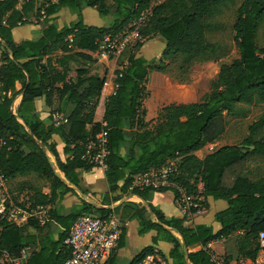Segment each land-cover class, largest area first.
<instances>
[{
	"label": "trees",
	"instance_id": "obj_1",
	"mask_svg": "<svg viewBox=\"0 0 264 264\" xmlns=\"http://www.w3.org/2000/svg\"><path fill=\"white\" fill-rule=\"evenodd\" d=\"M235 1L113 0L108 4L107 0H43L38 6L37 0H0V168L8 179L36 173L50 183L49 193L31 186L28 197H14L15 203L32 210L54 205L74 191L71 185L85 192L80 186L79 169L98 167L84 158L86 144L107 131L105 176L109 191L104 204H111L110 195L121 191L140 196L148 205L126 201L112 209L84 201L80 209L66 215L50 209L51 220L43 226L34 218L24 225L0 219V254L6 251L20 256L29 243L38 242L36 232L56 220L63 227L58 238L40 240V249L33 250L24 264H62L70 256L64 242L77 217L110 212L123 223L136 219L141 235L158 232L154 244L139 252L131 264L154 252L160 240L174 244L173 264H187L185 256L193 264H213L204 246L223 238L228 260L256 254L258 236L264 232V176L251 179L244 172L250 156L264 157V135L256 138L264 127V114L250 126L244 146L224 145L203 158L196 152L221 138L227 117H246L250 106L264 103V46L257 43L258 29L264 21V0H242L233 24L239 57L221 64L210 91L200 101L169 103L150 120L145 105L152 71L170 74L185 83L189 77L183 74H189L194 64L219 57L220 44L207 38V31L214 27L210 19L220 6ZM84 7H96L100 15L112 14L114 20L109 26L87 24ZM63 8L76 13L77 19L59 27L55 15ZM42 11L53 22L38 37L16 42L12 29L28 24L32 15L41 17ZM147 11L138 46L161 36L165 48L160 57L151 59L131 53L127 63L115 72L119 84L116 93L108 95L103 92L106 75L91 73L95 58L90 52L100 50L107 38L124 32ZM17 82L21 88H17ZM19 95L22 102L14 113L12 106ZM41 96L46 97L48 105L55 97L65 102V109L71 104L66 124L55 126L41 119L35 107V99ZM126 123L131 130L128 140ZM54 135L64 142L63 152L70 154L66 160L58 151ZM48 152L55 157L65 180L57 175ZM170 162L175 163L168 174L170 181L183 186L187 194H196L202 183L206 207L210 197L227 202V207L215 215L221 225L218 231L206 224L186 226V218L166 217L150 202L149 193L172 189L133 185L135 176L162 169ZM170 229L179 233L181 240ZM125 232L124 226L119 246L124 243ZM197 245L196 251L188 250ZM114 259L115 255L107 264H114Z\"/></svg>",
	"mask_w": 264,
	"mask_h": 264
},
{
	"label": "built area",
	"instance_id": "obj_2",
	"mask_svg": "<svg viewBox=\"0 0 264 264\" xmlns=\"http://www.w3.org/2000/svg\"><path fill=\"white\" fill-rule=\"evenodd\" d=\"M21 3L24 1L20 0ZM148 11L141 14L124 32L119 33L115 38H107L101 48L121 54L124 48L133 40H140V27L148 16ZM45 16L44 11H42ZM100 48V49H101ZM117 75H114V79ZM109 82L106 81L103 91L107 90ZM110 94H115L119 84L114 80L111 84ZM68 122L66 114L53 112L51 123L55 126L64 125ZM108 132L102 131L95 138H91L86 144L84 158L87 162L105 168L106 157L109 154ZM174 162H170L162 169L151 170L144 174L135 176L134 186L140 188L151 187L153 189H172L177 191L175 201L180 208L184 218H190L198 212L203 211L206 201L204 186L201 183L196 194H187L185 188L170 181L168 174L173 170ZM8 178L0 168V219H6L18 225H24L29 218H34L43 226L50 220L47 212L48 206H37L35 209H27L19 206L6 193V182ZM123 223L120 217L110 212L106 215L84 213L74 221L64 244L70 251L69 258L62 264H107L119 248L123 235ZM225 241V239H220ZM216 240L210 241L204 246L210 255L213 264H264V232L258 236V250L254 256H241L237 259L228 260L225 253H222L214 246ZM29 248H24L18 257L4 251L0 254V264H24L29 259ZM134 264H170L169 260L163 257L159 251L148 252Z\"/></svg>",
	"mask_w": 264,
	"mask_h": 264
},
{
	"label": "crops",
	"instance_id": "obj_3",
	"mask_svg": "<svg viewBox=\"0 0 264 264\" xmlns=\"http://www.w3.org/2000/svg\"><path fill=\"white\" fill-rule=\"evenodd\" d=\"M93 8H96V7H93ZM89 9L91 8L84 7L82 11L85 23H87L86 12L89 11ZM66 10L70 11L68 8H63L59 11V13L55 15V23L59 27L65 26L63 25V23L60 24L59 21H60V16L62 12ZM31 19H34V23L20 25L12 29L13 39L16 42H20L22 40H27V39L28 40L34 39L38 37L41 31L47 28L49 24L53 22L52 20H48L46 16H43V15L41 17H36L35 15H32L30 17V20ZM72 21H75V20H72ZM72 21H70V23ZM100 50L96 52H90L92 56L95 58V62L91 64V73L98 74L100 76L106 75L109 85L107 87V90L103 92L109 95L111 88H112L111 84L115 80L114 79L115 72L118 68L122 66H117V62L114 59H110V57L106 53H103L102 56H100ZM0 57H1V52H0ZM1 64L2 62L0 60V66ZM99 64L107 65L108 67H110L109 71H105L104 68H97ZM158 75L160 76L161 73L158 72ZM148 82H149V79H148ZM149 85L150 83L149 84L147 83V87ZM21 87H22V84L20 82H17V88H21ZM22 98L23 96L19 95L15 99L13 106H12V110L14 113H17L18 107L22 102ZM35 107L37 110V114L41 117V119L46 124H51V114L53 112H61L63 114H66L72 108L71 104H67L66 109H65L64 108L65 102L60 101L57 97L54 98V103L52 105H48L46 102L45 96H41L35 99ZM59 108H62L63 111H59ZM124 134L127 140L131 138V130L129 128L128 123H126L124 127ZM54 140L58 144L57 148H58V151L62 159L66 160L70 156V154H65L63 152V148L65 145L64 142L58 135H54ZM48 154L50 156L51 161L55 164V157L49 152ZM196 154H198V151L196 152ZM57 170L59 171V169ZM79 172H80V179H81L80 186L85 190V192H83L80 188H79L80 189L79 191L74 187V185H71L74 191L67 193L63 199L58 200L54 205L48 206L50 209H55L60 214L66 215V214H70L76 211L77 209H80L84 201L92 203L98 207H108L110 205H115V204L119 205L120 203L126 202V201H133L140 205H144L148 207L147 202L144 201L140 196L130 194V193L123 194L121 191H117L110 195L112 199L111 204H108V205L104 204L106 195L109 191L106 176H105V168L94 167L90 171L79 169ZM61 174L63 175V173ZM34 176L40 177L36 173H30L28 175H23V176L19 175L14 179H8V184H9L10 189H13L12 188L13 185H16V188L14 190H10L11 192L13 191L12 192L13 196H11L10 193L8 192L9 196H11L13 200H14V197H18L20 199L27 198L29 195V188L31 186L36 187L33 184H31V182H29L30 178ZM63 177L65 178L64 175ZM37 188H40V187H37ZM42 189L45 190L46 193H49L50 183L48 182V186L43 187ZM116 197L120 199L115 201ZM149 197H150V202L153 203L155 206L159 207L164 212L166 217L184 218L180 208L178 207L175 201V191L174 190L154 191V192L149 193ZM211 200H212L211 197L208 198V207H206L203 211L196 213L190 218H186L185 225L189 227H195L196 225H199V224H206V225H211L215 232L218 231L221 225L219 222L216 221L215 215L218 211L225 209L227 207L225 206V204L227 203L222 201V199L214 200L215 205L212 207ZM214 207H216L217 209H215ZM52 225L56 226L59 229V232H58V236H59V234L63 231V227L56 220H52L50 221V225L47 226L46 228L48 229ZM125 227H126V232L124 234V243L122 246H119L118 250L115 252L114 264H119L121 262L120 260L122 256L126 258L124 264H131L133 262V259L139 252H141L145 247L154 244L153 238L158 234L156 230H151L150 232L141 235L139 233V222L136 219L128 221ZM46 228L44 229L45 231L43 230L42 232L36 234L37 236L36 239L38 241L42 239L45 240V238L47 237H52L55 239L58 238V236L54 237L53 234H51L50 230L49 229L46 230ZM170 230L177 238L181 240V236L179 233H177L176 231L172 229ZM218 243L221 244L220 252L225 253L227 245L224 244L223 240L218 239L215 241L214 246ZM173 247H174L173 243L160 240L156 244L155 250L159 251L163 257L167 258L170 264H173L174 259L171 257V250L173 249ZM198 248H199V245L190 247L188 248V250L192 252V251H196ZM39 249H40V245L38 247V250ZM185 260L187 264H193L188 260L186 256H185Z\"/></svg>",
	"mask_w": 264,
	"mask_h": 264
},
{
	"label": "rangeland",
	"instance_id": "obj_4",
	"mask_svg": "<svg viewBox=\"0 0 264 264\" xmlns=\"http://www.w3.org/2000/svg\"><path fill=\"white\" fill-rule=\"evenodd\" d=\"M37 2L38 6H40L43 3V0H37ZM107 2L108 4H112L113 0H107ZM241 3L242 0H236L234 3L230 2L227 5L220 6L215 15L210 19V21H212L214 24V27L207 31V38L210 42L218 43L221 46L218 55L219 57L217 59L194 64L189 74H183V77H189V80L185 83L180 82L170 74L158 71L161 73L159 76L158 72L156 71H152L150 73L148 82L150 85L147 87L150 95L145 101V105L148 108V120L155 118L158 111L164 105L169 103L200 101L210 91L211 82L216 78L221 64L231 62L235 58L239 57L233 24L237 17V9ZM89 8L91 9L86 12V21L90 25L109 26L113 22L114 17L112 14L109 16H102L99 14L96 8ZM76 19V13L66 10L62 12L59 23L68 25L70 21ZM29 23H34V19H31ZM138 42L139 40L131 41L124 48L121 54L113 53L103 47L100 50V56H102L103 53H106L110 59H114L117 62V66H123L125 63H127L128 57L131 53L144 56L147 59L160 57L166 45L165 40L161 36H154L148 40H145L143 45L140 47L138 46ZM257 43L259 46H264V21L261 23L258 29ZM97 68H104L105 71H109L110 69V67L107 65L102 64H99ZM174 68L175 67L172 69ZM263 114L264 103H258L250 106V113L246 117H227L225 131L221 138L212 144H208L205 148L198 151L197 155L202 158L206 154L224 145L236 144L239 146H244V140L250 134V126L259 120ZM262 135H264V127L259 129L258 133L256 134V138H260ZM244 174L251 179L263 177L264 157L258 155L250 156L247 160ZM29 182L40 188L48 186V181L46 179L36 176L31 177ZM12 188L13 189L9 188L7 180L6 193L9 192L11 196H13V191L11 192L10 190H14L16 185H13ZM2 197L3 195L0 192V201H2ZM214 200V198L211 200L212 207L215 205ZM222 201L226 202L225 200ZM225 206H227V204H225ZM214 208L217 209L216 207ZM49 210L50 208L47 212L48 216L51 215ZM48 229L54 237L58 236L59 229L56 226L52 225ZM48 229L46 228V230ZM29 231L30 233L36 232L33 229H29ZM38 233L40 232H36V234ZM38 243L39 241L29 243L25 248H29V252L31 253L33 250L39 247L40 244ZM215 247L218 251H221V244L218 243L215 245ZM125 259L126 258L122 256L120 260L121 262L119 264H124Z\"/></svg>",
	"mask_w": 264,
	"mask_h": 264
},
{
	"label": "water",
	"instance_id": "obj_5",
	"mask_svg": "<svg viewBox=\"0 0 264 264\" xmlns=\"http://www.w3.org/2000/svg\"><path fill=\"white\" fill-rule=\"evenodd\" d=\"M250 147V149H254V146H249ZM244 152H247V149H244L243 150ZM48 156H49V154H48ZM50 157V156H49ZM53 163V162H52ZM54 164V163H53ZM54 166V168H55V170H56V173H57V175L59 176V177H61L62 179H64L65 180V178L63 177V175L61 174V172H59L58 170H57V167H56V165L54 164L53 165ZM77 190H79L80 191V189L77 187V186H74ZM118 205H110V206H108L107 208H116Z\"/></svg>",
	"mask_w": 264,
	"mask_h": 264
}]
</instances>
